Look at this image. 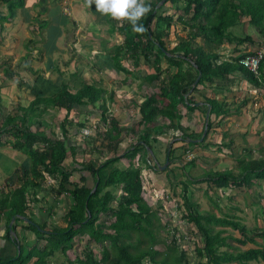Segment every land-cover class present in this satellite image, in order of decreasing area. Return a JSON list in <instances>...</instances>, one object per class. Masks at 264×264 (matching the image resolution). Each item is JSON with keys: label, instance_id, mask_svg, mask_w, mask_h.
I'll use <instances>...</instances> for the list:
<instances>
[{"label": "trees", "instance_id": "obj_1", "mask_svg": "<svg viewBox=\"0 0 264 264\" xmlns=\"http://www.w3.org/2000/svg\"><path fill=\"white\" fill-rule=\"evenodd\" d=\"M2 1L7 3L8 12L0 16V21H10L23 0ZM168 1H183V5L176 6L186 15H174L161 10ZM165 3L157 8L151 3L150 11L140 20L144 31L133 30L126 17L120 18L121 24L117 27L119 18L112 16L111 19L110 31L117 30L124 35L123 41L115 45V65L119 64L118 67L127 74H133L132 69L123 66L120 60L123 56L132 59L134 67L143 58L144 64L150 66L149 71L144 74V80L147 83L158 80L155 84L156 91L149 93L144 87L140 90L143 100L137 104L140 115L137 124L143 125V128L139 130L136 142L122 153L117 154L116 150L123 140V127L109 111L104 89L94 83L83 82L75 90L64 85L51 96L38 94L28 106L20 107L19 122L14 123L10 115L5 118L6 124H13L12 128H5L13 136V140L6 141L24 153L26 160L9 177H12V181L6 179L4 186L7 189L2 188L0 191V213L7 215L8 222L12 216L17 215L13 224V240L16 250L18 245L20 247L19 252L13 257L0 260V264H48V258L56 251L66 253L78 235L85 236V253L74 261L69 260L70 264H186L185 251L181 250L177 254L176 236L171 240L173 246H167L169 249L162 251L154 248L158 241H166L158 236V227H154L156 211L143 197L144 168L141 163L145 162L147 167L156 168L155 160L149 158L154 152L152 146L158 141L152 134L166 133V130L178 127L181 118L179 107L183 105L191 110L195 107L196 99L192 93H200L204 106H210V115L218 117L228 113L218 99L206 96L197 85L229 86L234 80L233 73L237 71L251 84L264 86V57L260 62L259 74L252 73L238 62L247 54H255L256 49L247 53L239 50L232 60H226L221 58L218 50L206 49L205 44L195 42L200 37L203 42L217 46L233 41L236 44H254L255 40L250 34L236 37L230 31L238 24L242 25L241 17L247 15L248 25L262 36L259 45L264 46V0H166ZM177 23L190 28L187 36L177 34ZM171 35L176 40L170 47L168 43ZM234 48L237 50L236 46ZM163 61L166 66L162 65ZM199 71L201 77L193 87ZM42 104L44 109L39 112H45L49 106L63 107L67 111L84 107L90 114L88 107L93 106L98 110L99 117L96 120L86 117L83 122H79L66 115L60 123L59 135L51 129L48 132L32 131L25 126V122L33 119L34 112ZM158 116L167 118L168 122L156 124ZM211 122L209 116L204 138L212 129ZM88 128H97L96 134L87 135L82 132ZM178 128L181 129V125ZM0 132L1 135L3 132ZM78 135L81 137L80 141L72 138H77ZM183 135L195 137L187 133ZM3 142L0 139V146ZM171 146L170 149L166 148L167 159L170 161L175 150ZM104 148H107L108 153L112 152V155L97 166L86 155L80 154ZM121 159L127 162V167L116 166ZM210 172L204 180L207 183L206 193L211 187L213 191L217 188L222 196L229 195L238 187H251L253 179H264V158L243 160L238 174L230 169ZM48 177L56 181L57 185L51 188L53 191L60 195L66 192L72 200V206L63 213L66 225L52 230H47L46 223L38 221V213L32 207L34 192L38 191L42 180ZM66 183L71 187L67 188ZM119 186H122L123 193L116 200L113 189ZM187 188V182H183V194ZM114 201H117L115 205ZM102 215L105 218L100 220ZM185 215L203 233V246L196 251L207 258V264H229L235 261L246 264L252 260L264 263V228H248L235 213H202L198 210V205L189 201L186 203ZM21 216L28 217L30 221ZM20 221L23 222V230L33 231L35 242L32 245H28L25 237L16 235V227ZM233 231H237L238 235H234ZM40 240L44 242L39 244ZM233 241L239 245L252 243L255 246L235 251L238 247L232 244ZM93 245L99 247L100 255L93 250Z\"/></svg>", "mask_w": 264, "mask_h": 264}, {"label": "rangeland", "instance_id": "obj_2", "mask_svg": "<svg viewBox=\"0 0 264 264\" xmlns=\"http://www.w3.org/2000/svg\"><path fill=\"white\" fill-rule=\"evenodd\" d=\"M160 1L161 0H144V2L150 5L151 3H154L156 8L161 7V5L165 3V2L161 3ZM177 4L183 5L184 2L178 1V3H170V1H168L164 4V6L161 7V10L167 11L168 13H173L174 15L177 14L186 15L185 13H183V11L180 8L179 9L177 8L176 6ZM160 13H162V11H160ZM110 17L111 14H108L107 15L108 25H104L109 28H111V22L108 20ZM241 21H243V24L241 23L242 25L238 24V26L233 27L230 31H232V34L235 35L236 37L239 36L243 37L246 33L250 34L255 40L254 44H250V43L236 44V42L233 41L231 43L227 42L221 44L220 46H217L214 44L203 42L200 39V37H198L195 42L205 44L206 49L218 50V52L221 55V58L226 60H232L239 53L238 52L239 50L242 53L244 52L247 53L254 49H261V46L259 45V41L262 36L259 35L254 30V28L248 25L249 17L247 15H244L241 17ZM120 24L121 23L119 18L117 19V25ZM177 27H178V31H177L178 35H182V36L188 35L190 28L183 27V24L181 23H177ZM174 29L175 26L172 28V31ZM17 34L21 39L19 41L15 40L14 44L20 43L22 40H24L26 35V33H19V32ZM103 34L104 33H102V35ZM107 35L109 36V39L112 40V43H121L123 41L124 35L122 33H117L113 31V33ZM170 38L171 41L168 44L171 47L174 45L176 39L174 35H171ZM43 41L45 42V40ZM48 43L49 42L47 41L45 42V44ZM97 44H99L100 49L101 47H104L103 42H99ZM235 46L237 47V50H235L234 48ZM1 50L8 51L7 54H9V58H10L7 60V63H4V66L10 67L12 69L10 70L12 74L18 72L15 77V80L18 81V79L21 76L26 78V72L23 71L25 69L20 64V58L23 55V53L24 54L26 53V49L25 48L23 49L22 46L19 47L16 46L15 48L13 45H11L9 48L1 47ZM57 50L58 49H55L54 52H57ZM67 58H68L67 56L66 58L58 56V59L55 62L56 67H54L51 72L53 77H56L57 75V71H56L57 67L60 68L61 70H64L63 81L64 82L67 81L66 84H68L69 88L71 90H75L77 87H79V80H83L85 78L87 79L89 77L90 78L97 76L99 77L101 75L102 85L106 88L105 91L107 93L106 95H109L112 92L113 94L111 96L112 98H110L109 96H106L105 98L109 111L113 115L116 114L119 115L117 119L120 121L121 126L123 127L122 136L125 141L121 144L122 147L116 150L117 154L122 153L124 149H126L131 144L136 142L137 138L135 135H133V133L135 134L136 130L142 129L143 126L136 124V121L138 122V120L134 116L135 110H138L137 104L140 102L141 99H143V97L139 95L140 90H143V87L149 93L157 90L155 84L158 82V80L154 81L153 83H147L144 80V74L149 71L150 66L145 65L144 60L142 58L141 63L135 65L132 68L133 60L128 59V64L132 68L131 71H136L137 73V76L132 78L133 84L130 87L129 85H125L124 83H122L123 75L112 76L109 74V76H106L105 74H107V72H105L104 70L101 72V74L97 73L93 75L94 73L93 70H91L92 68L91 63H86V60H80L76 56L73 59L70 58L71 60L65 63L64 60ZM38 65L39 67H43L42 60L34 62L33 66H38ZM118 65L116 66L118 67ZM162 65L166 66V62L163 61ZM75 72L78 74V76L77 74L76 76L73 75ZM132 76H134V74ZM11 81H12L11 79H6L5 82H9L7 87L6 85H4V83L1 86L0 91L4 96L3 99H9L16 93L17 88L15 87V83H14L15 81L14 80L12 82ZM197 86L206 96L208 95L211 97L212 96L217 97L219 99L218 101L221 104L222 103L224 104V107L225 106L228 107L227 108L228 113L226 115H220L218 117L211 118L212 119L211 123L213 124V128H214V124L217 127V129L215 130L216 132L213 131L209 132L206 138L202 139L201 142L197 144L196 143L193 144V147L190 149L189 147L192 145L188 143V137L186 135H182L185 143L180 144V146L177 147L179 148V151H177L176 153H177V157H179V160H176L174 163L168 160L169 161L168 165L163 169H160L159 165H164V163L167 160L166 148L170 149L171 145H172L171 147L176 146L175 139H173L175 136L170 135L168 133L166 135H163V137L169 138L171 142H168L169 141L168 139H163V140L160 139L159 141V138L161 137L160 136L161 133H156L157 135L156 137L158 141H156V143H154V146H152L154 152L149 155V158L150 160L151 158L152 160L154 159L155 162L157 163V166L156 168H152V167L149 168L147 167L145 162L141 163V166L144 168V169L142 168L143 169L142 175L144 179L143 197L147 201V203L156 211V217L153 220L155 223L154 227L159 228V229L157 228L158 236L166 241V242L158 241L157 243L154 244V248L161 249L162 251L169 249L167 248V246L170 247L173 246L171 240L176 236L177 239L176 243L178 245L177 254H179L181 250L185 251L186 264H207V258L204 255H199L196 251L197 248L203 246L204 236L203 233L199 231L192 222L188 221V218L185 215L187 201L193 203L194 205H198V210H200L202 213H206L208 211H213L218 215L222 214L223 212H228L233 214L235 213L240 217L241 222L244 223L248 228L250 229L264 228V196L262 197L261 193L254 190L255 187L253 186L252 188L247 186L238 187V189L234 190L235 192L231 191L229 195L224 194L222 196L219 194L220 191L217 188L216 191H213L211 187L207 194L206 193L207 183L204 181L206 177H208L209 173H211L210 171H217L219 167L220 168L229 167L230 170L232 171L234 170L235 172H237L241 162V158L239 159L238 156L236 155L237 150L245 148L244 152L246 153V155H244L243 157H248V155L251 157L252 154H256L255 151H249V149L246 148L249 147L250 143L246 145L240 142L235 143V140L233 139V137L235 136L234 135L235 132L232 129L236 128V123L234 118L235 116H238L237 115L238 113L237 112L234 113L235 110L231 111V106L234 109L238 100L242 102L241 104H237V106H240L239 108L240 113L242 112L240 116H242L244 120L245 118H247L245 122L248 121L250 122L249 115L252 113V111L256 109L255 107L257 106V103L255 102H258L260 104L262 103L261 100L264 98V86L259 88L249 82L242 83V85L239 84L238 82H234V84L230 86H218L215 84H212L210 86L207 84H199ZM237 87L239 89L241 88L244 89L245 94H243L244 93L243 90H241L242 94L240 93V95L233 93L234 90H237ZM192 94H194V97H198V99H200L201 97L198 96L200 93H192ZM241 95L246 102L244 101V99L243 100L241 99L240 97ZM134 100H136V102L133 105ZM16 101H17L16 99H13L12 102H9V104L7 105V107L11 112L13 110L12 108L16 105ZM43 106H44L43 104L41 106H38V109L39 110L42 109ZM88 108L90 109L91 113L93 112L95 115L97 114L99 115V112L94 111V110L96 111L98 110L96 108L94 109L93 106H89ZM123 108H125V110H123ZM86 109L82 107H80L79 109H73L71 112V116L73 118L77 116L75 121H78L79 116L91 117L92 114L91 113L88 114L86 111L89 112V110ZM50 111L47 112L45 110V112L47 113L48 120L45 118V115H40L41 118L39 119V122H41V124H44V123H48V121L56 120V122L61 123L63 120L62 117L64 116V113L62 112L64 111L60 113L59 110L54 111V109H51ZM123 111H126V113H123ZM3 115L4 114L0 113V125ZM132 119L134 124L129 126V122L127 121L129 120L131 122ZM236 119L239 120V117ZM163 121H166V119L158 116L155 120V123L156 124L167 123ZM16 122H19V120H16ZM230 123L232 126L230 127L229 130L226 131L227 132L231 131L232 136H228V137L223 136V131L225 130V127L228 126ZM200 125L201 127L205 126L204 119H200ZM27 127H29L30 130L32 131H36L35 128L37 127V125L33 124ZM88 129H89V134L87 135H95L97 132L96 130L97 128H91V129L88 128ZM88 129H86V131H88ZM185 129L188 128H183L180 130L181 132H183ZM6 130L7 129L5 128L3 129L2 131L3 133L0 135V138H2L1 140H4L5 136H8L10 138L12 137L11 135H9L8 132H6ZM175 132L177 133L178 131ZM128 133H130L129 135L132 136V138L130 137L131 138L130 142L128 141V138H126L127 135H125ZM230 137L234 141L230 140L231 139ZM229 148H232L233 150L232 151L227 150ZM111 153L112 152L108 153L107 148H104L103 150L92 151L91 153L80 152V154L86 155L88 160L92 162L95 166H97L100 162L104 161L107 157L112 155ZM6 154H10V153L6 150L4 151V149L1 150L0 163L3 171L6 170L11 173L13 172V166L11 165L10 157L6 156ZM161 154H162V158H161ZM189 155H193L190 157L192 158V160L193 158H195V161L187 163V166L185 167L186 162L190 161V159L189 160L186 159ZM171 156H173V153ZM164 159L166 160L163 161ZM223 162L227 164H224ZM116 166L121 168L125 166L127 167L128 165L125 160L121 159L116 163ZM207 168H209V170ZM1 180H2V174L0 173V181ZM256 180L257 179H254V182ZM9 181H12V177L9 178ZM190 181H193L194 183H190ZM183 182H187L188 184V188L186 189L185 194H183L182 191ZM254 182L252 183V185L254 184ZM54 185H57L55 179L48 177L42 180L41 185L38 186V191L36 190V192H34L33 194L32 207H34V210L38 213V221L40 223H46L47 230H52L54 227L57 226H65L66 220L63 217V213H65L72 206V200L70 199V196L66 192L60 195L57 192L53 191L51 188L54 187ZM66 187L70 188L71 185L66 183ZM30 190H32V188ZM237 190H239L238 194L241 196V198L239 199H236V197L234 196ZM244 190L245 192H243ZM113 192L116 196V200H118L120 198V195H122L123 193L122 186L114 188ZM229 197H231V199H229ZM116 202L117 201H114L113 205H115ZM254 202H258V203L254 205L253 204ZM235 207L237 210L235 209ZM104 218L105 216L102 215L100 220H103ZM232 233H234V235L236 236L238 235L237 231H233ZM30 237L31 239L28 237L27 242L29 243V245H32V243L35 242V236L33 231L30 232ZM258 241L262 242V239L258 238ZM43 242L44 240L43 241L40 240L39 244H42ZM232 244L238 247L237 249H234L235 251L247 249L249 247L255 246L252 243H247L246 245H239L237 242L234 241L232 242ZM85 247H86L85 236L78 235L74 239L73 246L66 253L56 251V253L53 256L48 258V264H70L69 260L74 261L78 256L84 255ZM93 250L98 255H100V249L98 246L93 245ZM146 264L149 263L146 262ZM229 264H240V263L235 261V262H230ZM246 264H264V263L262 261L252 260Z\"/></svg>", "mask_w": 264, "mask_h": 264}, {"label": "crops", "instance_id": "obj_3", "mask_svg": "<svg viewBox=\"0 0 264 264\" xmlns=\"http://www.w3.org/2000/svg\"><path fill=\"white\" fill-rule=\"evenodd\" d=\"M15 11L16 13H15V16L12 18V20L3 21V22L0 21V89L3 83L7 87L9 82H5L6 79H11L12 81L14 80L15 87L17 88L15 95L10 97L9 99H3L4 96L2 95L0 91V113L4 114L1 119L0 131H3L2 129L4 128H12L13 124L12 123L6 124L5 118L8 115H10L13 117V122L15 123L16 120L20 119L19 118L20 107L28 106L36 95L39 94L41 96H51L53 93L63 88L64 85L68 86V84H66L67 81L65 82L63 81L64 70H61L60 68L57 67L56 77H53V75L51 74L52 69L56 67L55 62L57 61L58 56L59 57L61 56L63 58H66L67 56L68 58L64 60L65 63L75 58V56L78 57L80 60H86V63H91V67H92L91 70H93V73H94L93 75L97 73L101 74L103 70L107 72V74H105L106 76H109V74L112 76L113 75L114 76L123 75L122 83H124L125 85H129L130 87L132 86L133 84L132 78L136 77L137 73L136 71H133L134 76H132L133 74H127V72H125L124 70H122L121 68L115 65L113 61V53L115 50V45L117 43H112V40L109 39V36L107 35V34L113 33V31H110L109 27L104 26V25H108L107 23L108 13H103L101 10H98L96 8V4L94 3V0H23V3L19 5L15 9ZM7 12H8L7 3L0 0V16L6 15ZM111 19H112V16L108 20L111 22ZM117 26L119 25L116 24V27ZM18 32L26 33V35H25L24 40H22L18 44H14L15 40L19 41L21 39L19 35L17 34ZM114 32L118 33L117 30H115ZM102 33L104 34L102 35ZM43 40H45V42L46 41L49 42L50 44L49 43L45 44ZM99 42L104 43V47H101V49L99 47V44H97ZM11 45H13L15 48L16 46L17 47L22 46L23 49L24 48L26 49V53L25 54L23 53V55L20 58V64L25 69V70L23 69L22 70L26 72V78L21 76L19 78L20 80L18 79V81L15 80V77L18 72H15L14 74H12L10 72V70L12 69L10 67L4 66V63H7V60L10 58H9V54H7L8 51H2L1 47L9 48ZM53 49L54 50L58 49V50L57 52H54ZM39 60H42L43 67H39V65L33 66L34 62L39 61ZM120 63L123 66L127 67L129 70L133 68V64L131 68L130 65L128 64V59H125L124 56L120 60ZM76 74L77 73L75 72L73 75L76 76ZM232 77H234L233 78L234 80L231 85H233L234 82H238L241 85L242 83L249 82L242 73H239L237 71L233 73ZM92 78L89 77L87 79L85 78L83 80H79V86L83 82L88 83V84L94 83L97 86H100L101 88H103L104 91H106V88L102 85L101 75L99 77L97 76V77H92ZM130 87H129V90H130ZM238 87H237V90H234L233 93L240 95V93L242 92L241 90L244 91V89L242 88L239 89ZM106 94L107 93L105 92V95ZM243 94H245V91ZM112 95L113 94L111 92L109 95H106V96H109L110 98H112L111 97ZM139 95H136V96H139ZM198 96L200 97V95ZM240 97L242 100L244 99L242 98V95ZM214 98L218 99L217 97H214ZM13 99H16L17 101H16V105L12 108L13 110L11 109L12 110L11 112L9 108L7 107V105L9 104V102H12ZM195 99H196V103L194 104L195 107L192 110L187 109L183 105L179 107L181 118L179 120L178 127L181 125L182 127L181 129L183 128H188V129H185L183 132H181L180 128L178 127H176V129L171 128L169 130H166V133L160 134L161 136L160 138L158 137L159 141L160 139L161 140L168 139L169 140L168 142H171L169 138H165L163 137V135H166L169 133L170 135L175 136L173 138L175 139V145H176L174 146L175 154L173 153V156H171V159H172L171 161L173 163L176 160H179V157H177V153H176L177 151H179V148L177 147H179L180 144L185 143L182 135L184 133H187V134H192L195 136L192 138L191 137L188 138V143L192 145L189 147V149L192 148L193 144L195 143L197 144L201 142V140L204 138L203 131H202L204 129V126L201 127L200 119H204V123H205L206 112L208 110H209L210 118L215 117L213 114L210 115V106H208L207 108L204 106L202 97H200V99H198V97H195ZM135 102L136 100L133 101V105ZM261 102L262 103L260 104L258 102H255L257 103V106L255 107L256 111L253 109L254 111H252V113L249 115L250 122L249 121L245 122L247 118H245L244 120L242 116H240L242 112L240 113L239 111L240 106H237V104H241L242 102L238 100L234 109L231 106V111L235 110L234 113L236 112L238 113L237 114L238 116H235L234 118L235 123H236V128L232 129L235 132L234 133L235 136L233 135L234 136L233 139L235 140V143L240 142V143H243L244 145L250 143L249 147H246V148H248L249 151L256 152V154H252L251 157L249 155L248 157H243L244 155H246V153L244 152L245 148L237 150L236 155L238 156L239 159L241 158L240 166L243 160L264 158V98L261 100ZM225 108L227 109L228 107L225 106ZM51 109H54V111L59 110V113L64 111L62 112L64 113V116L62 117V119L66 115H68L69 118H72L71 116L72 110L67 111V109L63 107H51L50 106L49 108L48 107L46 108V111L49 112ZM123 110H125V108H123ZM39 111L40 110L34 112L33 119L31 121H27V123L25 122V126L36 124L37 125V127L35 128L36 132L37 131L48 132V130L51 129V130H54L55 133L59 135L60 134V128H59L60 123L56 122V120H53V121L51 120V121H48V123L41 124V122H39V119L41 118L40 115H45V118L47 119V113L39 112ZM94 111L98 112L96 110ZM123 113H126V111H123ZM91 114H92L91 117H89L91 120L98 119L99 117L98 114L95 115L93 112ZM113 116L117 118L119 117L118 114L113 115ZM134 116L137 118V120L140 119V115L138 114L137 110H135ZM238 117H239V120L236 119ZM74 118H77V116ZM84 119H86V116L78 117V121L80 122L81 121L83 122ZM164 119H166V121H163V122H168L167 118H164ZM127 122H129V126L134 124L133 119L131 122L129 120ZM136 124H137V121H136ZM2 125L4 126V128ZM231 126L232 125L230 123L228 126L225 127V130L223 131V136H226V137L232 136L231 131L229 132L226 131V130H229ZM216 129L217 127L214 124V128L212 126V129L210 130V132L211 131L216 132L215 131ZM175 131H178V132L176 133ZM138 132L139 130H136L135 134L133 133V135H135L136 138L138 137V134H139ZM129 134L130 133L125 134V135H127L126 138H128V141L130 142L132 136H130ZM152 135L153 137L157 136L155 132ZM12 137L10 138L8 136H5L3 140L4 142L0 146V152L1 150L4 149V151L6 150L10 153V154H6V156L10 157L11 165L13 166V172L10 173L6 170L3 171L1 163H0V173L2 174V180L0 181V191L2 190V188L7 189V186H4L6 179L12 176L18 170V168L22 166V164L26 160L25 158L26 155L24 153H22L17 148H14L11 143L6 141L8 139L13 140ZM72 138L78 141H80L81 139L79 135L77 136V138L73 136ZM233 139L231 138L230 140H233ZM124 141L125 140L123 138L118 148L122 147L121 144ZM227 150L232 151L233 149L229 148ZM190 156H193V155H189L186 159L187 160L190 159L192 161V158ZM161 158H162V154H161ZM165 160L166 159H164L163 161ZM193 161H195V158H193ZM187 163H190V161L186 162V166H187ZM224 164H227V163H224ZM240 166L237 172L233 170L236 174L240 172ZM227 168L229 169V167H222V168L219 167L218 170H227ZM207 169L209 170V168ZM252 186L255 187L254 190L261 193L262 197L264 196V179H257L254 182V184L251 185V188ZM237 192H239V190H237ZM243 192H245V190ZM236 194H237L236 199L241 198V196L238 193ZM256 203L258 202H254L253 204L255 205ZM15 216L17 218V215ZM9 222L7 221V215L4 212H1L0 213V260L13 257L17 253L16 246H15L16 244L14 243V240H13L14 234L12 235L8 231ZM15 222H16V219L13 222V224ZM22 225H23V222L20 221L16 227V235L18 234V237H21V238L25 237L26 238L25 241L27 242L28 237L31 239L30 237L31 231H29L28 229L23 230Z\"/></svg>", "mask_w": 264, "mask_h": 264}, {"label": "clouds", "instance_id": "obj_4", "mask_svg": "<svg viewBox=\"0 0 264 264\" xmlns=\"http://www.w3.org/2000/svg\"><path fill=\"white\" fill-rule=\"evenodd\" d=\"M94 3L96 4V8L103 13L111 14V16L116 18L126 17L130 21L133 30H145L140 20L150 11L151 5L144 2V0H94ZM258 50H264V46H261V49H256L255 52Z\"/></svg>", "mask_w": 264, "mask_h": 264}, {"label": "built area", "instance_id": "obj_5", "mask_svg": "<svg viewBox=\"0 0 264 264\" xmlns=\"http://www.w3.org/2000/svg\"><path fill=\"white\" fill-rule=\"evenodd\" d=\"M264 57V50H258L255 54H248L239 59V64L244 66L246 69L254 74H259V66L262 58ZM86 129H83L84 134H88Z\"/></svg>", "mask_w": 264, "mask_h": 264}, {"label": "water", "instance_id": "obj_6", "mask_svg": "<svg viewBox=\"0 0 264 264\" xmlns=\"http://www.w3.org/2000/svg\"><path fill=\"white\" fill-rule=\"evenodd\" d=\"M165 1L166 0H161L160 2L163 3ZM200 77H201V71L198 72V76L196 77V79L193 82V87L198 83ZM208 120H209V110L206 112V120H205V126H204L203 135H205V133L207 131ZM168 163H169V161L167 159L166 162L164 163V165H159L160 169L165 168L168 165ZM95 187H96V185L94 186L93 189H95ZM21 218H23L24 220L30 221V219L28 217L21 216ZM15 219H16V216H12L11 221L9 222V232L11 234H14V231H13V227L12 226H13V222L15 221ZM17 251L18 252L20 251L19 245L17 246Z\"/></svg>", "mask_w": 264, "mask_h": 264}, {"label": "bare ground", "instance_id": "obj_7", "mask_svg": "<svg viewBox=\"0 0 264 264\" xmlns=\"http://www.w3.org/2000/svg\"><path fill=\"white\" fill-rule=\"evenodd\" d=\"M128 156V155H127Z\"/></svg>", "mask_w": 264, "mask_h": 264}]
</instances>
